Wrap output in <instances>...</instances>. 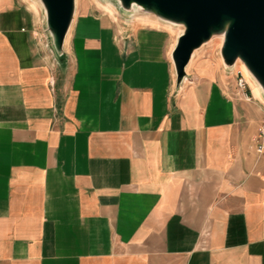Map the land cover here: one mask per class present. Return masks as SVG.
<instances>
[{"label": "crops", "instance_id": "1", "mask_svg": "<svg viewBox=\"0 0 264 264\" xmlns=\"http://www.w3.org/2000/svg\"><path fill=\"white\" fill-rule=\"evenodd\" d=\"M113 5H75L49 55L42 6L0 0V264H264L263 118L235 65L208 41L177 82L182 32Z\"/></svg>", "mask_w": 264, "mask_h": 264}, {"label": "water", "instance_id": "2", "mask_svg": "<svg viewBox=\"0 0 264 264\" xmlns=\"http://www.w3.org/2000/svg\"><path fill=\"white\" fill-rule=\"evenodd\" d=\"M38 1L54 52L60 55L75 0ZM116 1L123 11H133L130 6L134 4L143 12L183 26L172 53L177 82L185 76V67L194 50L223 33L220 56L224 65L231 67L238 58L264 89V0Z\"/></svg>", "mask_w": 264, "mask_h": 264}, {"label": "rangeland", "instance_id": "3", "mask_svg": "<svg viewBox=\"0 0 264 264\" xmlns=\"http://www.w3.org/2000/svg\"><path fill=\"white\" fill-rule=\"evenodd\" d=\"M24 1L27 3L28 7L31 5L30 7L32 9L33 8H34V10L36 9V5L33 4L32 0H24ZM36 1L39 3L38 0H36ZM108 1H112L113 3L118 4V2L116 0H75V5H76L78 10L81 9V10H84V11H89V12L91 11V12L99 13V14H103V13L109 14L103 8V6ZM39 5H41V4L39 3ZM37 10H39L38 7H37ZM38 13L39 14H37V19H36L37 20V25H38V31H39L38 34L40 36L42 44L44 45V48H45L46 52L49 55H52V54H54V49H53L50 33L48 32L47 27H46L44 11L42 10V12H40V10H39ZM128 13H130L131 16H132V14H134V16H136V18H140V21H134L133 20L134 23H137V24H140V25H153L151 23H148L147 21H142L144 16H146V15L154 16L152 13H147V12H143V11H139V12H136V13L131 11V12H128ZM146 23H148V24H146ZM173 27L179 29L178 26H173ZM219 41L220 40L217 39V36H214V37H212L209 40V43H211L214 46H218L217 43H219ZM235 71H238L239 73H241L242 76L244 77L246 83H247L246 89L244 90L243 93L241 92L242 98L245 101H247L248 103H251V105L255 106V108H258V110L261 111V115H262V118H263L264 117V100H263V98L261 97L259 92L256 91V89L254 87V84L252 83V81L249 78L246 77V75L243 73L241 68L236 67L234 72ZM233 79H234V81L227 86V87L230 88V90L232 89V92H233V90H236V77H234ZM253 81L255 82L254 79H253ZM256 85H258V83H256ZM248 87H250V89L252 90L253 95L250 94V93L248 94V92H249L248 91ZM235 93H236V91H235ZM262 93H263V91H262ZM263 95H264V93H263ZM253 96L256 98V100L253 99Z\"/></svg>", "mask_w": 264, "mask_h": 264}, {"label": "bare ground", "instance_id": "4", "mask_svg": "<svg viewBox=\"0 0 264 264\" xmlns=\"http://www.w3.org/2000/svg\"><path fill=\"white\" fill-rule=\"evenodd\" d=\"M33 4L36 5L37 7L40 8V5L39 3L36 1V0H32ZM29 4V3H28ZM114 3L112 1H108L106 2V4L103 6V8L105 9V11H107L109 14H112L113 11H115V8H114ZM30 5V4H29ZM31 6V5H30ZM132 9H133V12L136 13V12H139L141 10H143L141 7L139 6H135L134 4H132L130 6ZM34 10V8H33ZM116 13V12H115ZM132 21H140V18H136V16H134V14H132L131 18H130ZM160 19L162 18H159V17H155V16H144L143 20L142 21H147L148 23H151L153 25H156L159 23V21H161ZM163 20V19H162ZM164 23H166L165 25H168V27H172V26H178L179 27V31H183V26H181L180 24H176V23H173V22H170L168 20H163ZM119 22V21H118ZM146 23V24H148ZM131 26V25H130ZM170 29V28H169ZM217 39H219V43H217L218 46H220L222 44V41H223V33L219 34V36H217ZM47 45V44H46ZM44 46V45H43ZM67 49V48H66ZM66 52V51H65ZM197 58V57H196ZM234 65L235 67H239L241 68V70L243 71V73L246 75L247 78H249L252 83L254 84V87L256 89V91L259 92V94L261 95V97L263 98L264 100V95L262 93V91L264 92V89L263 87L261 86V84L256 81V79L251 75V73L248 71V69L246 68V66L244 65V63L242 61H240L238 58L235 60L234 62ZM255 80L256 83H258V85H256V83L253 81V79ZM250 84V83H249ZM251 86V85H250ZM254 89V88H253ZM262 90V91H261ZM255 91V90H254ZM257 95V94H256Z\"/></svg>", "mask_w": 264, "mask_h": 264}, {"label": "built area", "instance_id": "5", "mask_svg": "<svg viewBox=\"0 0 264 264\" xmlns=\"http://www.w3.org/2000/svg\"><path fill=\"white\" fill-rule=\"evenodd\" d=\"M247 83L241 73H238L236 78V94L240 95L246 89ZM245 95V94H244ZM252 147L256 155L264 158V117L260 122L258 132L252 140Z\"/></svg>", "mask_w": 264, "mask_h": 264}]
</instances>
